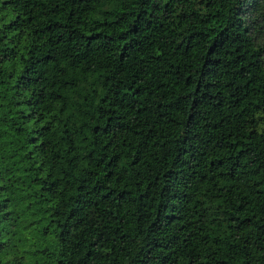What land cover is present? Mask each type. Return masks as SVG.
Returning <instances> with one entry per match:
<instances>
[{
    "label": "trees",
    "instance_id": "obj_1",
    "mask_svg": "<svg viewBox=\"0 0 264 264\" xmlns=\"http://www.w3.org/2000/svg\"><path fill=\"white\" fill-rule=\"evenodd\" d=\"M0 264H264V0H0Z\"/></svg>",
    "mask_w": 264,
    "mask_h": 264
}]
</instances>
